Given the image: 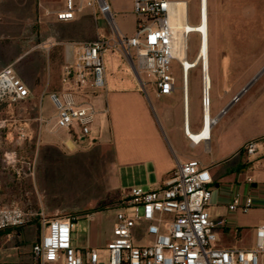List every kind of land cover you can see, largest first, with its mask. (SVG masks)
<instances>
[{
	"label": "built area",
	"instance_id": "built-area-1",
	"mask_svg": "<svg viewBox=\"0 0 264 264\" xmlns=\"http://www.w3.org/2000/svg\"><path fill=\"white\" fill-rule=\"evenodd\" d=\"M133 4L138 21L132 37L126 36L117 25L109 0H64V8L55 12L58 21L71 22L76 20L77 13L90 8L96 20L98 15L104 18L109 33H100L93 41L67 44L74 57L67 58L61 89L49 94L56 111L54 128L70 132L78 141L91 137L99 115L91 98L107 87L105 57L120 54L131 65L143 89L149 83L157 89L160 97L171 96L176 91L173 65L175 62L179 64L186 104V135L193 145L208 144L213 129L228 111L225 107L216 116L212 114L210 51L203 55L210 34L209 26L205 31L201 30L209 15V0H199L197 25L190 23L187 1L134 0ZM182 6L187 12L185 18L180 15ZM192 35H198L200 39L199 51L193 61L189 59ZM198 68L201 69L203 125L199 132L192 134L187 99L190 73ZM144 76H147L148 83ZM247 90L244 88L229 105L239 102ZM29 97L30 90L13 65L0 71V106L13 111ZM38 120L46 125L49 123L42 117ZM207 130L208 135L205 134ZM0 137L5 145L16 147L32 141L34 132L29 120L12 114L10 119L0 122ZM263 144L264 137L252 139L239 154L255 158ZM8 160L18 177L33 174V163L19 161L15 152L8 155ZM262 167L264 163L254 171ZM213 182L210 170L200 160H191L179 164L163 187L132 188L115 206L117 216L113 238L105 250L75 246L77 215L49 216L43 211L35 213L18 205L0 207V245L3 231L23 228L37 219L40 237L32 247L36 264H264V226L257 229L256 246L252 250L218 246V225L209 211ZM248 183H254V175L248 178ZM254 204L253 197L237 194L229 209L232 213L248 214ZM142 225L146 226L151 237L147 245L136 243L134 231Z\"/></svg>",
	"mask_w": 264,
	"mask_h": 264
},
{
	"label": "crops",
	"instance_id": "crops-1",
	"mask_svg": "<svg viewBox=\"0 0 264 264\" xmlns=\"http://www.w3.org/2000/svg\"><path fill=\"white\" fill-rule=\"evenodd\" d=\"M29 1L4 0L2 3L13 2L26 6ZM31 1L32 6L39 4L43 8H47L49 3L48 0ZM59 1L61 6L56 11L64 8V0ZM93 14L95 16L94 11ZM53 15L54 24L63 23V21H58L56 13ZM76 20L71 23H77ZM93 28L90 26L86 32L90 29L92 31ZM0 29V39L6 38L7 34H15V36L8 37L26 39L28 42L35 39L34 34H25V30L20 28L17 20L0 22ZM96 38L97 36L93 39L65 42L61 49L58 43L51 38H43L40 43H32L29 49L22 48L20 52L15 53L19 55V58L10 65L15 67L18 75L29 88L30 97L16 106L13 111L0 106V122L10 119L12 114L30 121L34 139L16 147L6 146L5 151L8 155L15 152L23 160L26 158V161L33 163L34 170L32 175H26L18 181H9L0 163V207L18 205L35 213L44 211L49 216L60 215L64 210L61 204L56 203L57 198L53 195L44 196L40 187L45 190L50 182L56 180L54 176L60 172L55 171V167L61 164H66V167H69V173L76 174V181L84 186L79 189L81 191L78 190L79 202L84 204L83 207L94 208L109 197L117 203L118 196L116 195L128 194L134 187L145 189L163 187L173 177L179 164L200 160L210 170L214 180L213 199L209 211L211 218L218 225V246L223 249H254L257 229L264 226V167L254 171L255 168L259 169L260 163H264V144L257 157L249 159L246 154H238L236 160L224 166L215 164L223 156L218 159L213 156L206 160L200 158L195 154L199 148H204L206 153L209 150L212 154L211 142L218 125L213 129L211 141L208 144L193 145L191 143L185 132L186 111L184 108L186 107L184 105L186 104L182 88H180L182 91L180 96H176L177 87L171 96L160 97L156 93V98H171L173 104L167 107L160 103L155 112L151 107L146 89H143L134 77L131 80L125 77L124 74L127 73L124 64L127 61L120 54L107 55L105 57L106 69L111 65V73L106 75L107 87L103 94L98 93L94 97L98 102L102 99V104L99 106V115L92 128L91 137L85 141H78L70 132L54 128L56 111L49 94L61 89V76L67 64V58L70 56L73 59L74 57V53L67 48V44L93 41ZM56 50L62 56L59 68L58 65L57 68L53 67L49 58ZM36 51H42L44 61V56L48 57L46 72L42 75L29 74L16 68L24 56ZM116 68L119 69L118 74L121 76H117ZM45 100H48L51 108L48 115L44 112ZM187 100L188 121L193 134L201 130L203 114L202 119L197 116L193 117L191 114L190 85ZM40 117L49 123L46 125L44 122H39ZM245 132L244 137L235 138L236 145L230 151L243 148L252 139L264 137V130ZM45 134L61 136L56 141L50 138L44 140ZM90 140L94 145L92 151H88L86 146ZM75 155L81 156V159L70 162L68 158ZM207 160L210 162H206ZM252 175H254V183L250 184L248 178ZM97 184H102L104 190L99 191V188H96ZM237 194L254 198V207L248 214L230 211L229 206ZM32 202L37 207H33ZM88 203H93L94 206H88L91 205ZM103 212L105 211L94 212L90 217L95 220L96 216ZM34 226L36 229L32 228ZM20 229L28 231L29 241L27 242L33 247L40 237L39 223L33 222ZM14 230L17 229L3 231L1 241L10 240ZM112 238L113 232L111 231L109 239ZM74 243L79 248H85L83 244L77 242L76 236ZM0 264H4L1 249Z\"/></svg>",
	"mask_w": 264,
	"mask_h": 264
},
{
	"label": "rangeland",
	"instance_id": "rangeland-1",
	"mask_svg": "<svg viewBox=\"0 0 264 264\" xmlns=\"http://www.w3.org/2000/svg\"><path fill=\"white\" fill-rule=\"evenodd\" d=\"M0 0V22L16 21L20 28L25 30V34L35 35L34 41L26 39H14L15 34H7L6 38L0 39V69L10 65L19 58L17 53L22 48L29 49L32 43H40L43 38H51L58 46L63 48L65 42L93 39L100 33L108 34L109 27L101 15L97 20L92 9L85 8L81 13H77V23L63 22L58 25L54 24V13L59 9L61 3L59 0H48L47 8L37 4L32 6L30 0L26 6L18 3H8ZM189 3L190 23L197 25L199 23V0H183ZM115 13V21L121 31L128 37L135 35L137 31L138 18L134 13V0H109ZM209 26L207 46L210 51L211 75L213 79V89L211 84L212 112L217 115L221 110L227 107V113L221 118L218 126L215 128L213 141L211 142L212 154L204 148L195 151L196 155L206 160L212 156L221 158L215 162L218 165H226L237 159L241 148L236 151H230L236 143L235 138H242L245 131L264 130V0H209V15L207 16L206 27ZM90 26L94 27L91 31ZM1 30V29H0ZM87 34V35H86ZM49 40V39H48ZM46 41V39H45ZM189 59L194 60L200 47L198 35H192L189 41ZM57 46V47H58ZM59 52L51 53L50 61L53 67L59 68L62 62V56ZM42 51H36L24 56L17 69L25 73H38L42 75L47 71L48 57L44 56ZM111 66V65H110ZM108 66L106 75L111 73V67ZM174 75L177 78V95H182V70L174 63ZM124 68L127 74L125 77L131 80L133 77L138 82L131 65L125 62ZM119 69L116 68L117 76ZM148 83L147 76L143 77ZM247 88V92L241 97L239 102H230L241 91ZM146 89L149 95L151 107L157 112L160 103L170 107L173 100L170 98H156L157 89L147 84ZM100 90L99 94H103ZM190 95H191V114L202 119V83L201 69H195L190 73ZM184 97V96H183ZM92 103L99 109L102 99L98 102L93 97ZM185 107V105H184ZM48 100L44 103V112L50 114ZM185 109V108H184ZM6 115V114H4ZM61 135H44V140H58ZM4 140L0 137V163L3 165L6 173L5 177L9 181H18L25 176L18 177L15 169L9 164L8 153ZM26 143V142H25ZM88 151L93 150V143H86ZM210 149V148H209ZM19 161H23L20 155H17ZM69 161H77L81 156L68 158ZM26 161V158L24 159ZM29 162V161H28ZM206 162H210L207 160ZM55 181L50 182L46 189L41 193L44 196L53 195L57 198L56 203L61 204L62 216L77 215L78 223L74 229V238L77 242L85 246L86 249L105 250L109 243L110 233L113 232L117 211L115 204H119L124 193L116 195L118 202L112 201L109 197L96 207H83L79 199V189L84 186L76 181V174L69 173V167L61 164L55 167ZM1 180V177H0ZM99 191L104 190L102 184H97ZM79 190V191H78ZM36 194V193H35ZM101 195V194H99ZM33 203V202H32ZM94 206L93 203H88ZM33 207H37L33 203ZM110 209V210H109ZM105 211L92 220L90 215L94 212ZM41 212V211H40ZM44 212V211H43ZM37 222V221H36ZM28 226V225H27ZM25 226V227H27ZM36 229V226L32 227ZM13 237L10 240L1 241L0 249L3 254L4 264H36L33 260L29 244L28 231L17 229L12 231ZM136 243L138 245H147L151 237L146 232V226L142 225L134 231Z\"/></svg>",
	"mask_w": 264,
	"mask_h": 264
},
{
	"label": "bare ground",
	"instance_id": "bare-ground-1",
	"mask_svg": "<svg viewBox=\"0 0 264 264\" xmlns=\"http://www.w3.org/2000/svg\"><path fill=\"white\" fill-rule=\"evenodd\" d=\"M180 15L182 16V17H186V15H187V12H186V9L182 6L181 8H180ZM205 28H206V21H205V23H204V25H203V27H202V31H205ZM197 30H200V28L199 29H197ZM180 40H181V43H182V45L184 44V41H183V38L181 37L180 38ZM207 51H208V46H207V41L205 42V45H204V49H203V55H207ZM205 134L206 135H208L209 134V131L207 130V131H205Z\"/></svg>",
	"mask_w": 264,
	"mask_h": 264
},
{
	"label": "trees",
	"instance_id": "trees-1",
	"mask_svg": "<svg viewBox=\"0 0 264 264\" xmlns=\"http://www.w3.org/2000/svg\"><path fill=\"white\" fill-rule=\"evenodd\" d=\"M36 221H37V219H36ZM36 221H35V222H36Z\"/></svg>",
	"mask_w": 264,
	"mask_h": 264
}]
</instances>
